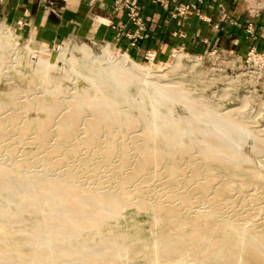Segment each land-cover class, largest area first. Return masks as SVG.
<instances>
[{
	"label": "bare ground",
	"instance_id": "6f19581e",
	"mask_svg": "<svg viewBox=\"0 0 264 264\" xmlns=\"http://www.w3.org/2000/svg\"><path fill=\"white\" fill-rule=\"evenodd\" d=\"M11 41L0 37V61L7 56L21 67L33 64L21 63ZM91 51L82 45L57 57L89 88L74 84L64 94L51 82L55 77L45 75L55 64L39 58L34 72L46 83L43 96L0 101V138L14 133L44 153L26 158L23 151L17 159L13 145L5 144L9 159H16L8 168L0 161V264H180L184 254L190 259L184 264H264V207L250 214L248 207L230 206L246 182L264 183L242 169L248 160L240 143L251 136L264 146V127L251 126L244 113L247 100L216 112L108 45L99 56ZM184 58L176 56L173 68ZM131 84L138 100L128 92ZM170 102L189 110V117L175 118ZM32 109L43 117L22 118ZM40 162L41 169H29ZM128 211L150 216L149 236L138 238L143 229L131 236L117 230ZM133 239L142 242L127 243Z\"/></svg>",
	"mask_w": 264,
	"mask_h": 264
},
{
	"label": "rangeland",
	"instance_id": "374dc122",
	"mask_svg": "<svg viewBox=\"0 0 264 264\" xmlns=\"http://www.w3.org/2000/svg\"><path fill=\"white\" fill-rule=\"evenodd\" d=\"M24 26L25 24L23 22L9 23L5 21L2 17H0V37L3 39H6V38L10 39L11 37L12 41L15 42V44H18L17 46L19 50V58L21 57L19 60H21V63H23V65L29 64V62L33 63V64H30V66L28 65V67H21L19 65L20 63L14 62L13 60L12 62L16 63L15 65L13 63H9L10 60L8 59L7 56H5V58L3 59V62L0 61V101L1 102H6L8 98H12V97L14 98L16 97L17 99L20 100L21 97L22 99H27L28 97L29 99L34 96H38V95L40 96V94H41L40 97L43 96L41 90L43 89L44 84L46 85V83L42 81L43 77H41L40 75H37L34 72L35 70L34 66L36 65L39 58H46L51 63L55 64L54 68L47 69L45 75L47 78L49 77V79L50 78L54 79L55 77L56 81L52 79H50V81L52 80L51 82H55L54 84L59 85V87L62 86L64 89L62 87L61 89L65 90L64 94L67 95V92L71 91V88L74 84H77V87L79 88H84V89L89 88V84L86 83L82 79V77L79 76V74H76L73 71H69L68 65H66V63L61 60L58 61L57 57L59 56L60 52H63L66 54V53H69L71 50H74L76 47H79L82 45H85L90 51L92 49L91 51L92 55L99 56L101 54V50L104 49L108 45V47L111 50H113L114 53L119 54V55L126 54L134 62H136L137 64L139 63L142 67L151 70V72L153 73L155 72L157 75L163 76L164 78L162 79L163 82H166L167 84L168 83L169 84L178 83L179 85L178 87H181L185 95L188 96V99L192 101H200V102L203 101L206 107L216 112L219 110L226 111L229 109H233L234 107H237V108L242 107L244 105V102L242 101V99L245 98L248 103L246 104L247 107L244 109V113H246L247 115L248 114L250 115L249 119L252 120L251 124H253L251 126L258 125L260 127H264L263 126L264 125V51L258 52L256 50L249 49L247 50V52H244V51L237 52L235 50V52L230 53L227 51L228 49L220 47V48L204 51L200 54H192V53L183 51L181 49H174L166 57H157L155 52H145L142 57L137 58V57H133L132 54L127 53L123 49L120 50L119 47H117L115 44L108 42V41L103 43V42H96L91 39L83 40V39L74 38V39L62 40L52 45L40 44L37 42L35 37L31 35V33H29L28 31L24 29ZM114 27H116L115 29L119 36L121 32L123 31V26H114ZM10 33H12L13 35L9 37ZM129 38L131 41L132 40L135 41V36L131 35ZM44 50H45V53L43 52ZM179 55L185 56L182 62V66L180 68H173L172 66L173 62L176 56H179ZM72 56L76 58L79 64H82L80 54L75 52V53H72ZM5 63L7 64L9 63V64L7 65ZM65 67L67 69H65ZM74 78L76 79L75 82H74ZM49 85L53 87V83L52 85L51 83ZM134 86L136 87L137 85L136 84L129 85L127 87L128 92L130 93V96H132L131 98L135 97L134 99L138 100L139 99L138 92H137L138 88H135ZM37 87L39 91L38 89H36ZM31 88L33 91L31 90ZM13 91L15 92L17 91L18 94ZM23 91L25 94L23 93ZM12 94H14L15 96L14 95L11 96ZM21 94H24V95L21 96ZM6 95L8 96V98ZM168 106L171 108V111H173V115H176L174 116L175 118L177 117L185 118L186 116L189 117V112H188L189 110L184 109L179 103L170 102ZM8 109L9 107L6 108V110ZM163 111H165V109ZM5 112H9V110ZM22 113H24L23 115L21 114L22 118H26V119H29L30 117H31L30 119L32 118L38 119V118L43 117L42 113H40L37 110L33 111V109L29 111H25V112L23 111ZM258 113L261 115H259ZM256 114L258 115V117ZM252 116H256L254 118L255 121L253 120ZM251 126L249 123V128H251ZM8 134H9V137L8 135H5V136H2L3 138L1 137L2 139L0 138V142H1L0 143V158H1L0 161L1 163L3 162L2 164H5V165H2L0 163L2 166L7 167L6 165H8L9 167H11L13 163H15V159H16L15 157L12 159H9V157L7 156L8 154H6L5 152L6 145L7 146L13 145L12 147L10 148L8 147V148L13 151L14 156L18 157L17 159H20L22 157L23 151L25 152V153L23 152V156H25L26 158H31V157L32 158H36V157L42 158L44 156L42 149L38 145L31 143V142H30L31 144H27L25 142L23 144L17 140L16 134L14 133H8ZM12 134L15 137L10 136ZM7 137L10 138L12 141L10 140L11 142H8L9 140ZM247 138L248 139L243 140V142H241L238 147L240 154L244 156V158L246 157L245 158L246 161L248 160L247 162L243 161L241 163L242 169L245 170V172H247L248 177L250 176L249 174L253 172L254 174H258V175L260 174V176H262V178L264 179V146L260 143L258 144V141L252 138L251 136ZM13 147L16 149H14ZM16 151L18 152V154H16L17 153ZM1 152L3 154H1ZM27 152L28 153L30 152L31 154H27ZM27 155L29 156L32 155V156L29 157ZM8 160L12 161V163ZM7 162H10V163L8 164ZM64 165L65 163L62 162V164L59 165V167L64 166ZM37 166L39 167L35 168ZM43 166H44L43 163L40 162L38 164L36 163V165L33 164L31 165L30 168L29 167L28 168L30 170H39V168L41 169V167ZM256 183L252 180L249 182H246V185H243L242 187V191H241L242 197L238 198L230 206L232 208H234V206L235 208H238L240 205L241 206L243 205V207L245 206L246 208L248 207V209H251L250 214L255 213L254 210L252 209L255 206L264 207V202H263L264 198L261 197L262 195L264 196V183L260 181L257 183V185ZM252 191H253V195L254 194L256 195L252 196L251 195ZM235 194H236V190L235 191L233 190L229 193V195L231 196L232 195L235 196ZM244 195L246 196V199H244L245 197ZM255 197L257 198L259 197V199L256 202L254 201ZM241 198L244 201H242ZM238 200H240V202H238ZM245 201H248L250 204H248V202H245ZM260 201L261 203H259ZM237 204L238 206H236ZM263 211L264 209H262L260 214ZM126 215H128L126 217V220L120 221L117 230H120L121 232L124 231L126 235L131 236V234H133L136 230L140 231L141 229H143L139 233L138 238H140V236L141 237L143 236L142 238H145L150 235L149 232H150L151 223H152L150 221L152 220L149 215L145 213H142L140 215L134 214L132 211L126 212ZM261 215H262V218H264L263 217L264 212ZM126 221L128 223H126ZM130 224L131 226L132 224L134 225L131 227ZM26 227H27L26 225L20 226V228L22 229H27ZM123 229H126V230H123ZM106 231L107 230L104 229V232ZM172 232L174 233L173 230L170 231V233ZM152 235H154V233ZM140 242L142 241H136L133 239V240L128 241L127 243H132V244L134 243L135 245L136 244L138 245L140 244ZM182 256L184 257L178 258V260L181 261L180 264H184L187 260L188 261L190 260L187 254H184ZM185 256L187 257L185 258Z\"/></svg>",
	"mask_w": 264,
	"mask_h": 264
},
{
	"label": "crops",
	"instance_id": "0c3cea01",
	"mask_svg": "<svg viewBox=\"0 0 264 264\" xmlns=\"http://www.w3.org/2000/svg\"><path fill=\"white\" fill-rule=\"evenodd\" d=\"M136 2L141 31L126 10L113 9L112 0H0V17L9 23L23 22L40 44L74 38L108 41L137 58L145 52L166 57L174 49L192 54L220 47L230 53L264 51V0ZM185 6L190 9L182 15L180 8ZM248 23L251 36L245 31ZM114 26H123L119 36Z\"/></svg>",
	"mask_w": 264,
	"mask_h": 264
},
{
	"label": "built area",
	"instance_id": "2783aa9c",
	"mask_svg": "<svg viewBox=\"0 0 264 264\" xmlns=\"http://www.w3.org/2000/svg\"><path fill=\"white\" fill-rule=\"evenodd\" d=\"M250 1H256V0H250ZM112 6L113 9L116 11L126 10L129 14V20L130 22L138 26V29L141 31L143 30L142 25V19L140 15L139 5L136 2V0H112ZM259 7V6H258ZM261 8V6H260ZM190 8L187 6L180 8V13L183 15L186 11H188ZM246 34H249L250 36L253 33L252 24L248 23L246 25ZM136 38V36H135Z\"/></svg>",
	"mask_w": 264,
	"mask_h": 264
}]
</instances>
